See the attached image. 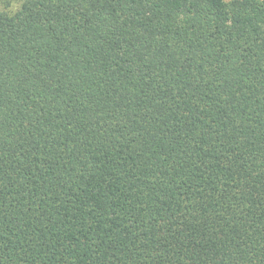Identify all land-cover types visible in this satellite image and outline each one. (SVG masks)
I'll return each instance as SVG.
<instances>
[{
  "label": "trees",
  "instance_id": "16d2710c",
  "mask_svg": "<svg viewBox=\"0 0 264 264\" xmlns=\"http://www.w3.org/2000/svg\"><path fill=\"white\" fill-rule=\"evenodd\" d=\"M0 264H264V0H0Z\"/></svg>",
  "mask_w": 264,
  "mask_h": 264
}]
</instances>
